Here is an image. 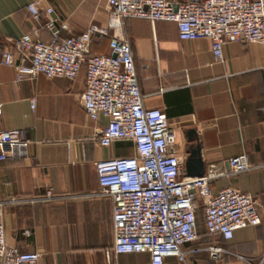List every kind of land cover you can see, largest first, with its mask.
<instances>
[{
    "label": "crops",
    "instance_id": "crops-1",
    "mask_svg": "<svg viewBox=\"0 0 264 264\" xmlns=\"http://www.w3.org/2000/svg\"><path fill=\"white\" fill-rule=\"evenodd\" d=\"M34 0H0V131L21 129L30 139L27 156L0 161V199L32 197L52 188L45 202L6 204L2 208L6 241L25 252L39 253V264H151L148 253L114 254L112 200L100 194L95 162L135 153L129 141L108 147L98 143L108 118L89 119L80 98L85 67L73 79L18 77L15 65L2 62L12 41L39 21L30 18ZM184 3L189 0H170ZM201 2L203 0H193ZM65 22L62 38L82 33L90 24L107 27V0H39ZM121 32L130 42L137 84L148 108L164 111L183 174L191 146L200 145L203 173L241 153L255 167L211 184L212 191L232 186L254 196L261 223L234 232L231 239L208 235L203 208L197 210L199 240L224 248L219 259L205 251L191 255L194 264H264V49L257 43L226 42L216 60L209 39L182 40L170 21L126 18ZM39 37L51 40L42 28ZM109 37L95 36L91 54L109 52ZM35 99L34 108L31 99ZM163 264H177L165 258Z\"/></svg>",
    "mask_w": 264,
    "mask_h": 264
},
{
    "label": "built area",
    "instance_id": "built-area-1",
    "mask_svg": "<svg viewBox=\"0 0 264 264\" xmlns=\"http://www.w3.org/2000/svg\"><path fill=\"white\" fill-rule=\"evenodd\" d=\"M107 0L108 25L90 24L82 33L62 38L65 22L55 18L51 6L39 0L27 4L30 18L44 22L33 25L20 37L9 40L19 50L15 63L10 49L2 51V62L15 65L18 77H65L73 79L85 67V90L80 102L87 115L97 121L108 118L98 143L108 147L129 141L135 153L95 162L100 194L112 200L113 245L107 256L148 253L151 264L173 257L177 264H194L192 254L205 251L219 259L225 251L215 243L192 246L199 240L197 210L203 208L208 235L231 239L234 232L261 223L257 201L250 193L226 186L216 193L211 184L249 170L247 154L230 157L222 166L210 165L198 176H185L175 134L164 111L148 108L137 84L131 45L121 32L126 18L174 22L182 40L209 39L216 60L223 57L226 42L257 43L264 49V0ZM44 28L49 42L39 37ZM97 36L109 37V52L91 54ZM35 99H31L34 108ZM30 139L21 129L0 131V161L27 156ZM52 188L32 197L0 199V264H39V253L25 252L6 241L1 220L6 204L35 203L54 198Z\"/></svg>",
    "mask_w": 264,
    "mask_h": 264
},
{
    "label": "water",
    "instance_id": "water-1",
    "mask_svg": "<svg viewBox=\"0 0 264 264\" xmlns=\"http://www.w3.org/2000/svg\"><path fill=\"white\" fill-rule=\"evenodd\" d=\"M173 7L175 10H177L178 4L173 3ZM185 170L190 175L198 176L203 174L204 166L201 161L199 144H195L194 146H191L185 162Z\"/></svg>",
    "mask_w": 264,
    "mask_h": 264
}]
</instances>
